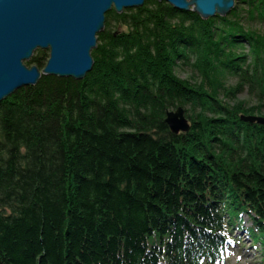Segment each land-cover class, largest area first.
I'll return each mask as SVG.
<instances>
[{
    "label": "trees",
    "instance_id": "16d2710c",
    "mask_svg": "<svg viewBox=\"0 0 264 264\" xmlns=\"http://www.w3.org/2000/svg\"><path fill=\"white\" fill-rule=\"evenodd\" d=\"M159 3L106 13L83 79L41 75L0 102V264H223L231 208L264 246V125L240 119L264 107V37ZM245 84L257 105L232 106ZM180 105L190 129L175 134Z\"/></svg>",
    "mask_w": 264,
    "mask_h": 264
},
{
    "label": "water",
    "instance_id": "95a60500",
    "mask_svg": "<svg viewBox=\"0 0 264 264\" xmlns=\"http://www.w3.org/2000/svg\"><path fill=\"white\" fill-rule=\"evenodd\" d=\"M145 0H0V101L41 75L83 79L93 68L91 51L111 9L140 7ZM208 19L226 15L235 0H157ZM48 49L42 68L27 66L34 50ZM183 106L165 112V123L175 134L190 129ZM241 121L264 125V116L240 114Z\"/></svg>",
    "mask_w": 264,
    "mask_h": 264
},
{
    "label": "rangeland",
    "instance_id": "374dc122",
    "mask_svg": "<svg viewBox=\"0 0 264 264\" xmlns=\"http://www.w3.org/2000/svg\"><path fill=\"white\" fill-rule=\"evenodd\" d=\"M161 2L159 3V5L161 4ZM234 4H235L234 7L237 6L234 13L230 14V12H229L226 15H220V16L225 18V19L228 18L227 21H229V22H231V21L235 22L233 26H235V28H237L239 30L243 29L242 31L254 32L256 35L264 37V17L263 18L260 17V15L257 14V12H254L253 13L254 15L251 16L248 13L250 5L245 1L235 0ZM142 6H144L145 8H149V9L160 7V6L157 7V5H155V0H145L144 3L142 4ZM142 6H140V7H142ZM131 9L135 10V9H137V7L124 8L123 11L129 14L132 12V11H130ZM215 16H213V17H215ZM110 20H111V25H110L111 30L116 31V32H120L121 30L126 29L125 24H119V23L117 24L116 21L111 19V18H110ZM205 20H207V19H205ZM213 25L218 27V28H221V30H223V28L227 27L226 26L227 24L224 23L222 20L220 21L219 18H217L213 22ZM104 29H105V27H104ZM238 33L239 32H237L236 35H238ZM97 43H98V40H97ZM235 48H236L235 51L237 53H249L250 52V47H248L247 43H244L242 46L235 47ZM40 51L42 52L41 57L46 58V56L48 55V49L37 48L34 50V53L32 56H35ZM23 63H25L27 66H29V64H28L29 60H24ZM175 72H176V76L178 78L185 80V83H189L192 85H196L195 83H198V84L200 83L201 79H200L199 72L195 71L190 64L187 65V64L179 63L178 67L175 69ZM224 79L226 81L227 86L231 87V88H234L237 85V83L239 82L236 75L232 76V75L226 74V77ZM258 95L259 94H258L257 90L250 89L249 85L245 84V86H243L238 91V93L235 96V99L230 100L229 103L233 106V104H235V101L243 102V106L245 108L249 107L250 105H257ZM220 98H221V100H223L224 95L221 96ZM225 100H226V98H225ZM235 105H234L235 107H239L240 104H238V105L235 104ZM169 109H175V108L171 107ZM183 114L185 116V110H184ZM257 114L264 116V107H261L260 111ZM186 118H187V116H186ZM188 123H190L189 119H188ZM228 213H230V215L233 218H236L237 216H241L240 217L241 226H240V228H234L233 227L232 235L237 240H236V243H233V242L230 243V245H229L230 248L228 250V253L225 254V256H224L225 260H224L223 264H261V262H262L261 251L264 250V246L257 243L258 237L252 236L253 234H251L250 229H248V231L245 230V228L250 227L252 225L251 221L248 218V214L241 212L240 210L235 211L233 208L229 209ZM243 227H245V228H243ZM246 231L248 232V234L250 236H252V238L249 237L248 234H246ZM261 235L262 234H260V239L263 240ZM250 238L252 241H250ZM250 243H252V244H250Z\"/></svg>",
    "mask_w": 264,
    "mask_h": 264
},
{
    "label": "bare ground",
    "instance_id": "6f19581e",
    "mask_svg": "<svg viewBox=\"0 0 264 264\" xmlns=\"http://www.w3.org/2000/svg\"><path fill=\"white\" fill-rule=\"evenodd\" d=\"M1 102V101H0ZM249 218V217H248Z\"/></svg>",
    "mask_w": 264,
    "mask_h": 264
}]
</instances>
